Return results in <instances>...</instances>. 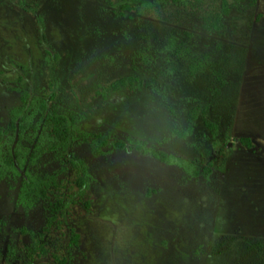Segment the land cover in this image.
<instances>
[{
  "label": "rangeland",
  "instance_id": "1",
  "mask_svg": "<svg viewBox=\"0 0 264 264\" xmlns=\"http://www.w3.org/2000/svg\"><path fill=\"white\" fill-rule=\"evenodd\" d=\"M125 1L0 0V129L51 94L82 161L34 150L35 111L21 150L48 183L33 207L21 184L0 198V264H264V0ZM203 102L215 134L190 121Z\"/></svg>",
  "mask_w": 264,
  "mask_h": 264
},
{
  "label": "trees",
  "instance_id": "2",
  "mask_svg": "<svg viewBox=\"0 0 264 264\" xmlns=\"http://www.w3.org/2000/svg\"><path fill=\"white\" fill-rule=\"evenodd\" d=\"M162 1H164V0H153V1L143 2L142 4L141 3L138 4V6L136 8H137L138 12H143L148 7H152L154 5V3L160 4ZM171 1L176 3V4H185L186 5L188 0H171ZM133 6H136V5H133ZM133 6H132L131 0H126L125 3L122 4L120 7H122V9H125L127 11V10H133L134 9ZM173 43L174 42L171 38L168 41L169 47H172ZM208 64H209V61L205 58H202L201 60L189 63L188 69H189L191 74H195L197 71L203 70L206 67V65H208ZM120 82L124 83V79H122ZM42 104L44 105L45 102L43 101L41 103V106H42ZM208 109H209V104L207 102L196 104L189 111L190 121L194 122V120L197 117H200L203 124L209 130H211V132L213 134H215L217 131V129H216L217 124L209 118ZM35 110H37V109H35ZM25 114L26 113L23 111V108H19L18 112L13 116L15 117V119L23 118V116H24V118H26ZM47 117L52 120V130H51V134H47L46 141H47L50 149L53 150L52 152L54 154V157L56 156V154L58 155L60 153L62 156H65L66 152L68 151L70 144L75 139V136H76L75 133L77 132L78 134H80L81 132L78 129V126L73 122L74 117H72V114H68V113L58 114L55 111V109H52L51 113L48 112ZM13 127L15 128V125H13ZM21 130H22V128H21ZM188 130H190V127H188L183 132H180L179 130H175V132L178 133V135L183 136V135H186V132H188ZM95 136L104 143V140H102L101 134L100 135L95 134ZM240 140H241V142H244L247 145H250L248 138L242 137ZM152 154H154L158 157H161V158H163V157L171 158L172 157L171 155H169V154L166 155L164 153L163 154H161V153L155 154L154 152H152ZM13 157L18 159L19 166L22 167V162H24V154L21 150V147L16 148L15 155H13V156H12V154L6 153V151H5L4 152V159H2L4 166L6 165L8 167H12L13 173L16 176L18 174V170H17L16 166H14L15 164L13 161ZM54 160H55V158H54ZM72 162L75 166H79L80 163H82V161H79V163H78L77 159L73 160ZM188 168H189L188 171L190 174H192V176L198 175L199 168L196 165L189 163ZM202 173L205 175H208L210 173V165L205 166ZM31 175L29 178L30 182H31V188L36 189L35 194H36V196H38V195H40V192H44L43 184L47 183V181L42 179L38 175H34V174H31ZM25 185H26V182L24 181L23 185H22V190H21L22 196L24 195V192H25V188H26ZM77 238H78V236L76 234H74L73 243L76 242Z\"/></svg>",
  "mask_w": 264,
  "mask_h": 264
},
{
  "label": "flooded vegetation",
  "instance_id": "3",
  "mask_svg": "<svg viewBox=\"0 0 264 264\" xmlns=\"http://www.w3.org/2000/svg\"><path fill=\"white\" fill-rule=\"evenodd\" d=\"M29 93L31 94V91H29ZM29 93L24 95L23 98H22V101H23L22 104L24 105V107H22V106L19 107V108H23V111L26 113L25 114L26 118H24V116H23V118L15 119V117L13 116L14 112L12 113V110L10 108L9 120L6 123V125L3 128L0 129V138L2 136H8V138L11 139L10 143H6L4 146H2L3 148L0 145V184L6 186V188H7L6 194H4L3 196H0V198L5 199L7 202L9 201V202L13 203L11 201V199L13 197L11 191H12L13 188L18 189L19 188V184H21V188H20V192L19 193H20V197H22V199H24V201H25L24 205H26L27 207H33L34 204L31 205L33 203L32 202V198H31V196H28V194L30 192L34 191L33 192L34 193L33 199H37L36 198L37 196L35 194V189L32 190L31 185H29L31 183L29 178H30V175L33 174V173H31V170H32L31 168L34 167L33 165L35 164V161L37 159H39V156H40V154L39 155H34L33 152H34V150H36V151L39 150V148H40L39 146L41 144H43V142L45 143L47 134H51L52 120L47 117L48 112L51 113L52 109H55V111L58 114L67 113V112H63V111H61L58 108L59 105H56L55 98H53V96L51 94L49 96H47L45 99H42V98L41 99H35V98H32V97H29ZM52 98L54 100V104H52V106H47V102H50L52 100ZM43 101L45 102V104L44 105L42 104V106H41V103ZM32 107L38 108L37 110H38L40 116L44 115V118L38 123V125H39L38 131L35 134H33V136H34V138L36 140L33 143L34 144V150L31 149V151H30V153L28 155H27V152L22 151L23 154L24 153L26 154V156H24V161H26V167H23V165H22V167L17 166L16 158L13 157V161H14V164H15L14 166H16V168L18 170V174L15 176L14 173H13L12 167H8L6 165L4 166V164L2 162V159H4V152L5 151H6V153L12 154V156H13V155H15L16 148L21 147V139H22L21 131L28 125L29 122H31L34 112L37 111V110L33 109ZM73 122L76 124V120L75 119H73ZM13 125H15V128L13 127ZM21 128H22V130H21ZM8 132H10V135H5ZM41 132H42V135H41ZM76 133H75V135H76ZM75 141H77L76 136H75V139L72 141V143H74ZM21 149H22V147H21ZM44 153H45V151H43L42 156H43ZM69 153H70V150H68L66 152V154H65V156H68L69 160L73 161V160L77 159L78 163H79V161H81V159H79V158H70L69 157V155H70ZM53 157H54V154H53ZM61 157H62L61 153L58 154V155L56 154V156L54 157L56 161L58 160V163H59L60 166H61V162H60ZM21 174H25V177H23L22 181H19L18 180L19 178H17V177H18V175H21ZM20 178H22V177L20 176ZM24 181L26 182V185H25L26 188H25L24 195L22 196L21 190H22V185H23ZM47 183L43 184L44 192H40V195L41 194H43V195L45 194V191H46L45 186H47ZM41 197H42V195H41ZM7 202H6V204H7ZM59 203L60 202L57 203V205H56L57 207H58ZM11 210H12L11 213H13V211L17 210V209L14 208L13 204L11 205ZM7 216L9 217L11 215H7Z\"/></svg>",
  "mask_w": 264,
  "mask_h": 264
}]
</instances>
